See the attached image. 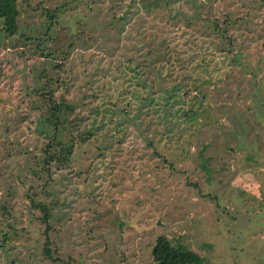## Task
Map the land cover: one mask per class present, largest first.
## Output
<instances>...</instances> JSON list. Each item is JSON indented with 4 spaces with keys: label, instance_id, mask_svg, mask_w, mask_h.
<instances>
[{
    "label": "rangeland",
    "instance_id": "374dc122",
    "mask_svg": "<svg viewBox=\"0 0 264 264\" xmlns=\"http://www.w3.org/2000/svg\"><path fill=\"white\" fill-rule=\"evenodd\" d=\"M16 2L0 264H155L162 236L204 264H264V0ZM159 63L180 85L163 102ZM56 135L73 155L45 167Z\"/></svg>",
    "mask_w": 264,
    "mask_h": 264
},
{
    "label": "trees",
    "instance_id": "16d2710c",
    "mask_svg": "<svg viewBox=\"0 0 264 264\" xmlns=\"http://www.w3.org/2000/svg\"><path fill=\"white\" fill-rule=\"evenodd\" d=\"M19 9L16 0H0V22L3 26V31L7 33L9 36H14L19 31ZM228 23L230 21H227ZM218 27V26H217ZM225 34V33H224ZM159 62V61H158ZM184 67L186 68L187 62H183ZM164 66L163 64L159 63L157 66L154 65V67L159 71L158 73V86L161 88L166 89L164 93L161 94V100L165 101L168 96V98L173 99L176 97V93L178 92L180 85H175L172 88V91L169 90V88H166V85L164 86V83L167 81V78L162 75L164 72L162 69ZM159 67V68H158ZM141 69V68H140ZM139 69V70H140ZM139 74V72H137ZM186 80V78H184ZM144 85H148V83H145ZM51 90V89H50ZM43 93V97H46V100H49V107L48 110L53 118V121L55 126H58L60 124L59 114L63 113L64 107L62 104H57L54 101V94L53 92H46ZM47 93V94H46ZM41 94V93H40ZM168 94V95H167ZM166 95V96H165ZM167 99V100H169ZM45 100V101H46ZM127 109V108H126ZM124 111H129L128 109ZM59 135H56V137L53 139L51 143H49L48 147L46 148V159L43 160L45 162V167H50V165L55 162H61L65 163L72 155L74 151V144L73 143H65L64 140H61L58 138ZM44 213V221L48 224V217H49V211L47 208H43ZM50 256V254H48ZM153 257H154V263L155 264H204V259L196 252L190 251L184 246H174L171 241L162 236L157 240V243L155 247L153 248Z\"/></svg>",
    "mask_w": 264,
    "mask_h": 264
}]
</instances>
